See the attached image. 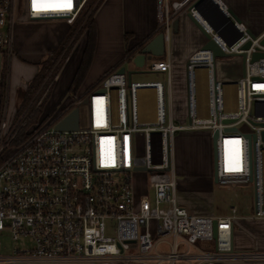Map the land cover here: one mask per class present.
<instances>
[{"label": "built area", "instance_id": "2783aa9c", "mask_svg": "<svg viewBox=\"0 0 264 264\" xmlns=\"http://www.w3.org/2000/svg\"><path fill=\"white\" fill-rule=\"evenodd\" d=\"M89 1L70 0L67 8L60 5L69 0H36L43 7L34 10L33 0H0V53L11 52L17 17L71 26L92 13L95 3L87 9ZM209 1L217 10L204 0H155L166 41L182 11L189 12L225 54L240 53L251 41L244 75L233 80L216 78L217 60L209 50L188 58L183 74L186 123H173L169 58L146 63L147 72L163 75L161 81L128 83L118 69L106 73L87 95L58 107L56 118L31 128L19 144L13 142L20 122L0 121V264L264 262L262 251L239 252L231 246L235 208L227 216L195 215L177 199L175 134L216 131L215 177L240 183L250 179L253 217L264 218V59L248 62L255 47L264 51L258 45L262 37L251 40L238 22L228 28L223 19H231L226 6ZM197 71H204L207 79L205 117L198 110ZM4 84L0 74V93ZM146 90L154 96L155 120L150 123L142 122L139 109L138 95ZM228 96H233V108H227ZM82 107L87 115L80 124ZM74 108L79 113L77 129L55 130L56 122ZM245 135L255 138L252 177ZM224 148L231 150L228 157ZM137 179L142 181L139 187ZM5 230L21 247L4 251Z\"/></svg>", "mask_w": 264, "mask_h": 264}, {"label": "crops", "instance_id": "0c3cea01", "mask_svg": "<svg viewBox=\"0 0 264 264\" xmlns=\"http://www.w3.org/2000/svg\"><path fill=\"white\" fill-rule=\"evenodd\" d=\"M219 1H221L226 6L228 12L235 17L237 20L236 22L242 24L246 28L250 36L264 37V0ZM210 6L215 9V5L210 4ZM156 14L157 4L155 0H101L98 3V7L93 14L97 37L93 50L94 54L89 66L90 69L76 95L84 97L89 89L97 86L100 77L109 71L121 67H124L126 71L138 70L132 64L133 57L138 55L141 49L160 33ZM186 16V12L182 11L179 13L178 17L175 18V20H178L177 25L174 27L173 23L169 40L165 43V52L160 55V57L153 56L149 60L161 61L169 58L172 68L174 69L177 67L180 70V80L182 81H184V68L188 58L196 51L201 50V47L205 43L204 37ZM14 24L11 38V55L4 52L0 53V74L5 78V89H2L0 93V121L6 119L9 123L13 122L15 116H17L24 92L39 73L40 64L46 59L48 52L54 51V49L60 45L69 28V26L67 27V25L60 20L28 22L23 17H17ZM31 30H39L35 37L37 38L36 47H34V45L30 46L27 41L28 36L26 35L27 33L29 34ZM82 37L84 40L82 44L78 47L75 46L73 50H71L68 60L63 64L61 70L56 75L51 93L48 98L47 96L45 97V100L47 98L48 101L42 110V117L48 116V113L52 111L60 101L64 100V97L68 94L70 82L78 69L86 46L87 37L85 31H83ZM149 61H146L143 66L146 67V63ZM234 62L236 64L234 69H229L228 73L229 75L237 77V75L241 74L239 59H234ZM153 75L161 76L160 74ZM39 87L30 98L29 103L25 106L23 111L30 108L32 104H35L37 100L34 96L39 92ZM38 103L35 108L39 107L41 101L39 105ZM182 106H184V95L181 108ZM154 120L155 116L153 120L149 121L144 118L142 122L150 123L154 122ZM182 120H184V117ZM184 133H186V131ZM182 134L183 133H180L177 139H181L183 136ZM188 134L192 137L193 132L190 131ZM198 134L203 136L204 146L201 151L196 150L193 156L196 161L203 160L204 162H209L210 169V165L212 168L211 132L199 131ZM176 169L177 167L175 171ZM249 196L251 205L247 213L242 211L243 205H240L238 202L236 205L230 207V209L235 208L236 215L231 227V246H233L235 251L239 252H264V218L255 219L253 217L254 199L252 191L249 192ZM229 212L227 214H229ZM227 214L225 216H227ZM206 247L208 249L211 248L209 245H206ZM111 264L127 263L121 262ZM213 264H264V262H228Z\"/></svg>", "mask_w": 264, "mask_h": 264}, {"label": "rangeland", "instance_id": "374dc122", "mask_svg": "<svg viewBox=\"0 0 264 264\" xmlns=\"http://www.w3.org/2000/svg\"><path fill=\"white\" fill-rule=\"evenodd\" d=\"M95 0H90V2H94ZM97 2V1H96ZM91 4V3H90ZM93 5V4H92ZM69 26V25H68ZM67 26V27H68ZM70 27V26H69ZM39 30H31L28 36V42L30 46L36 47L37 38L36 34H38ZM83 34V33H82ZM78 35V38L73 42H69L66 46V53L62 52V54L55 61L52 69L49 73L41 81V85L39 87V92L36 94L35 99L37 100L35 104L31 105L27 110L19 111V114L15 116V123L20 122L21 125L20 133H26L29 127L34 128V126H38L41 123L46 124L50 120L56 118L57 109L60 106H66L70 104L72 101H76L78 99L83 98V96L79 95H69L67 94L64 97V100L60 101L55 108L50 111L48 116L42 117L41 114L44 106L48 101V96L51 93L53 83L55 81L56 75L61 70L63 64L68 60L71 50L75 46H80L82 44L83 37ZM71 43V44H70ZM216 78L217 79H230L233 80L235 76L229 75V69H234L236 65L233 58H222L216 59ZM225 63V66H221L219 63ZM140 73L132 74L131 81H139V82H152V81H161L162 75L157 76L147 72V66L140 69ZM110 72V71H109ZM180 70L176 67L173 69V84L171 90L172 96V107L174 110V124L178 123H186L182 119L184 117L183 106L181 108V104L183 101V85L184 81L180 80ZM108 73V72H107ZM101 78V77H100ZM196 94H197V104L198 110L202 117L206 116V102H207V94H206V83L207 79L204 71L196 72ZM100 80V79H99ZM99 83V82H98ZM95 88V87H93ZM88 92L85 93L87 95ZM226 92L229 93V89H226ZM39 94V95H38ZM230 95V93H229ZM47 96L46 100L45 97ZM139 109L141 111L142 120L146 118V120H153L155 116V106H154V96L151 91L140 92L139 93ZM41 98V100H40ZM227 108H233V96H228ZM41 101V103H40ZM43 105L42 110L35 111V107L37 103ZM38 103V105H39ZM40 106V105H39ZM86 107H82L79 109L80 113V124L85 122L86 120ZM42 117V118H41ZM13 121V122H14ZM183 121V122H182ZM12 122V123H13ZM179 131L174 136V144L172 147V156L173 163L176 169V180H177V199L179 203L181 202L183 206L191 213V214H201L208 215L212 214L214 216H225L231 206L236 205L238 202L240 205H243L242 211L247 213L249 211L251 200L249 196V192H253V186L250 184V179L244 181L237 180H228V179H218L212 175V168L209 162H204L203 160L196 161L193 156L196 150L201 151L204 146L203 136H200L199 131H193L192 137L188 134L190 131ZM183 133L181 139H177L178 135ZM178 141V143H177ZM176 142V144H175ZM263 169H264V156H263ZM142 181L137 179L135 181L136 187L141 186ZM151 196V193L149 194ZM181 204V205H182ZM2 244L4 247V251L8 252L9 250H13L14 248L21 247V243L19 241L13 242L10 233L8 230L3 231L2 233ZM61 264V263H60Z\"/></svg>", "mask_w": 264, "mask_h": 264}, {"label": "water", "instance_id": "95a60500", "mask_svg": "<svg viewBox=\"0 0 264 264\" xmlns=\"http://www.w3.org/2000/svg\"><path fill=\"white\" fill-rule=\"evenodd\" d=\"M205 2L210 3L209 0H204V3ZM195 8L197 10L200 9V7H198V6H196ZM214 8L216 9L215 6H214ZM215 9H213V10H215ZM228 14H229V17H231V19H228V18H223V19L225 20V23L228 26V28L232 29L233 28V22H236L237 20L235 19V17H233L231 15L230 12H228ZM186 17L189 19V21H191V23L195 26V28L198 30V32L201 33V35L205 39V43L201 47V50L202 51H206V50L211 51L213 59H222V58L237 59L238 58L239 63H240L241 75L243 76L244 72H245L246 63H247L246 62V58H247L246 52L250 49L251 41H247L242 46V52L237 53V54H225L216 46L215 42L211 39L210 35L202 29V27L197 23V21L194 18H192V16L189 14V12L187 13ZM220 19H222V18H219V20ZM177 22H178V20H175L174 27L177 25ZM214 29L216 30V28H214ZM217 32L219 33V31H217ZM240 36L241 35L238 34L236 36V39H238ZM250 38H251V40H255L256 37L251 35ZM236 39H234L230 44L235 42ZM165 43H166L165 36L160 31V33L156 37H154L149 43H147L145 45V47L143 49H141V51L138 55L133 57L132 64L138 70L126 71L124 67H121L117 70V72L120 74H125L126 80L128 81V83H130L131 82L130 81L131 75L136 74V73H140L141 71H139V69H142L144 67L143 65L145 64L146 61H149L153 56L154 57H160V55H162L165 52V50H164ZM258 45L261 47H264V37L258 41ZM260 59H264V51H261L258 47H255L254 51L249 56L248 62L250 64H252V62H255V61L260 60ZM78 121H79L78 109L74 108L66 116H64L62 119H60L59 121L56 122V124L54 125V129L60 130V131L76 130L78 127ZM226 122H229V121L226 120L223 123H226ZM228 130L233 131L234 129H228ZM245 138L248 139L249 169H250V177H252L251 146H252V143L255 142V138L252 135H245ZM261 138L264 141V132L261 133ZM216 139H217V132L213 131L211 133V136H210L213 176H215V172H216V170H215V160H216L215 154H216V143H217Z\"/></svg>", "mask_w": 264, "mask_h": 264}, {"label": "trees", "instance_id": "16d2710c", "mask_svg": "<svg viewBox=\"0 0 264 264\" xmlns=\"http://www.w3.org/2000/svg\"><path fill=\"white\" fill-rule=\"evenodd\" d=\"M100 1L101 0H95L94 2L89 1L87 4V9H90L92 7V4L95 3V5H94L95 8L93 9L92 13L89 16H87L86 18H85V14H83V16H81L79 19H77L75 21V23L68 28V31H67L64 39L60 43V45L57 48H55L54 51L48 52L46 59L44 61H42V63L40 64L39 73L36 75L34 80L30 83V85L28 86V88L24 92V95L21 99L22 103H21L20 109L18 110L17 115L19 114V111L25 109V106L29 103L30 98L33 96V94L35 93V91L39 87L41 81L46 76V74L49 73V71L52 69V67H53L55 61L58 59V57L62 54V52H64V54L66 53L67 50L66 51H64V50H65L66 46L68 45V43L76 40L78 38V35H81L83 33V31H85L86 37H87V42H86V46H85L84 51H83L84 53L82 55L78 69L75 72L74 77L72 78V80L70 82L71 84H70V87H69L68 92H67L69 95H75L77 93V91L79 90V87L83 84L82 82L84 81L85 76L87 75V73L90 69L89 66H90L91 60L93 58V54H94L93 50H94V46H95V42H96V38H97L95 26H94V21H93V14H94L95 10L97 9L98 3ZM3 89H5V85H3ZM42 108H43V105L40 104V106L37 107L35 109V111H40V110H42ZM31 128L32 127H29L27 129L26 133H21L18 136V134L21 131L20 129H22L20 127L18 129L19 130L17 132L18 134H16V137H15V140L13 143L19 144V143L23 142L24 140H26L27 135L30 132Z\"/></svg>", "mask_w": 264, "mask_h": 264}, {"label": "snow or ice", "instance_id": "6c2138e0", "mask_svg": "<svg viewBox=\"0 0 264 264\" xmlns=\"http://www.w3.org/2000/svg\"><path fill=\"white\" fill-rule=\"evenodd\" d=\"M61 7H67V8H70L71 7V3H70V0L67 4H64V5H60ZM42 7L43 6H39L36 4V0H33V8L34 10H42Z\"/></svg>", "mask_w": 264, "mask_h": 264}, {"label": "bare ground", "instance_id": "6f19581e", "mask_svg": "<svg viewBox=\"0 0 264 264\" xmlns=\"http://www.w3.org/2000/svg\"><path fill=\"white\" fill-rule=\"evenodd\" d=\"M238 146V143H237ZM231 153V150L228 148H224L223 155L224 157H228V155ZM237 154V153H236Z\"/></svg>", "mask_w": 264, "mask_h": 264}]
</instances>
